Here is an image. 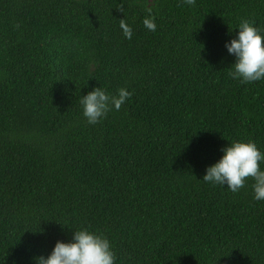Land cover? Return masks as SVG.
Segmentation results:
<instances>
[{
	"label": "trees",
	"instance_id": "16d2710c",
	"mask_svg": "<svg viewBox=\"0 0 264 264\" xmlns=\"http://www.w3.org/2000/svg\"><path fill=\"white\" fill-rule=\"evenodd\" d=\"M242 20L264 36V0H0V264L83 229L115 264H264L254 180L203 181L233 142L264 155V79L229 75ZM99 87L131 96L92 125Z\"/></svg>",
	"mask_w": 264,
	"mask_h": 264
},
{
	"label": "clouds",
	"instance_id": "9594fccd",
	"mask_svg": "<svg viewBox=\"0 0 264 264\" xmlns=\"http://www.w3.org/2000/svg\"><path fill=\"white\" fill-rule=\"evenodd\" d=\"M196 0H184L187 5H195ZM151 14V9H148ZM144 26L156 30L155 17L149 15L143 20ZM119 26L126 39L131 40L132 29L126 20H120ZM238 36L226 44L229 54L236 58L229 75L242 83H251L264 79V36L249 20L239 24ZM131 93L121 88L116 95L106 93L102 88H95L80 99L83 115L89 124L98 123L114 107L119 110L129 99ZM222 158L206 169L203 181L211 184L227 185L233 193L245 186L247 179L254 180L255 200H264V171L260 162L264 155L253 142H233L222 149ZM115 254L109 241L102 235L89 232L87 229L74 232L70 243L57 242L52 253L38 258V264H115Z\"/></svg>",
	"mask_w": 264,
	"mask_h": 264
}]
</instances>
